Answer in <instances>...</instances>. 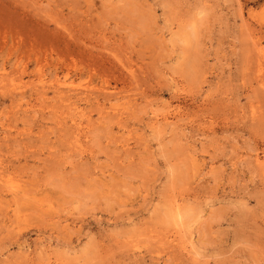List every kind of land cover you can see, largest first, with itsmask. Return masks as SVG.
<instances>
[{
  "label": "rangeland",
  "instance_id": "1",
  "mask_svg": "<svg viewBox=\"0 0 264 264\" xmlns=\"http://www.w3.org/2000/svg\"><path fill=\"white\" fill-rule=\"evenodd\" d=\"M0 264H264V0H0Z\"/></svg>",
  "mask_w": 264,
  "mask_h": 264
},
{
  "label": "bare ground",
  "instance_id": "2",
  "mask_svg": "<svg viewBox=\"0 0 264 264\" xmlns=\"http://www.w3.org/2000/svg\"><path fill=\"white\" fill-rule=\"evenodd\" d=\"M8 188V187H7ZM24 197V196H23Z\"/></svg>",
  "mask_w": 264,
  "mask_h": 264
}]
</instances>
